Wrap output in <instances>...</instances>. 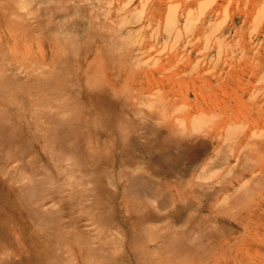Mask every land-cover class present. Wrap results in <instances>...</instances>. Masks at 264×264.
<instances>
[{
    "label": "bare ground",
    "instance_id": "1",
    "mask_svg": "<svg viewBox=\"0 0 264 264\" xmlns=\"http://www.w3.org/2000/svg\"><path fill=\"white\" fill-rule=\"evenodd\" d=\"M92 18L98 28L100 15L93 12ZM107 34L100 37L106 51L119 57V39ZM56 40L59 48L62 40L75 43L70 37ZM1 46L4 61L8 54ZM55 50V65L37 67L43 62L34 58L41 63L33 65L26 53L20 57L32 61L26 67L0 61V234L7 206L36 240L37 261L26 256L22 262L121 264L126 258V264H219L222 256V264H264V163L252 166L250 153L259 140L256 130L235 134L237 125L224 114L217 127L203 124L202 113L173 119L150 109L160 102L118 88L119 64L126 67L125 62L98 64L94 50L97 58L92 61L93 54L82 64L95 62L98 70L85 65L79 71L63 61V49ZM185 159V166L198 164L195 172L170 167ZM182 219L186 223L178 229ZM6 246L0 238V264L7 262Z\"/></svg>",
    "mask_w": 264,
    "mask_h": 264
},
{
    "label": "rangeland",
    "instance_id": "2",
    "mask_svg": "<svg viewBox=\"0 0 264 264\" xmlns=\"http://www.w3.org/2000/svg\"><path fill=\"white\" fill-rule=\"evenodd\" d=\"M4 1L0 0V5H3L0 9V42L4 43L1 48L6 50L7 58H10L5 59V55L4 61H0L7 60L20 65L24 62L20 57L26 55L24 59L31 58L33 63L27 61L33 65L41 63L35 59L43 62L37 67L46 62L55 65L57 61L52 63V58L56 59L59 52L55 49H63L62 56L66 55L63 61H68V67L79 71L84 70L85 65H89L91 70L97 69L96 63L99 64L103 59V62L108 59V62L116 64L125 62L126 67L125 64H119L121 68L117 85L119 89L124 86L120 90L126 91V95L150 102L155 100L157 104L160 102V108L153 106L150 109L165 111L173 119L188 118V121L191 113H202V123L206 126L223 125L218 119L224 114L231 125H237L235 134L256 130L259 140L257 144H252L253 149L250 150L251 165L257 167L264 163V0H21V7H18V0H6L8 7ZM55 6L64 7L52 11ZM9 8L18 17L16 14L11 15ZM93 12L101 17L96 20L98 28L93 24V18L89 19ZM8 16L12 17L10 21L7 20ZM167 16L173 22L170 26H167ZM13 17H17L18 21ZM15 20L20 23L16 24L20 30L14 25ZM6 21L8 23L4 24ZM9 23L11 30L7 31ZM62 24H65L64 27ZM102 24L110 27L103 29ZM26 25L29 27L26 28ZM15 30L18 35L13 34ZM105 33L119 39L121 54L116 52L119 57L113 51H106L107 43L102 38ZM105 35L103 37L107 38L108 34L107 37ZM63 37H70L76 44L62 40L60 46H63L59 48L56 39ZM64 48L69 49L65 52ZM71 49L75 59L71 56ZM87 50L91 52L87 53ZM93 52L97 53L98 59H95L97 57ZM91 59H95L96 63L92 62L91 65ZM87 60L90 61L88 64H82ZM27 61L21 66L26 67L24 64ZM133 62L136 63L133 65ZM68 77L66 82L70 81ZM112 79L116 84V79ZM226 144L231 149L237 147L230 142ZM140 159L143 158L138 156L139 162ZM176 162H170L173 171L183 168L186 175L195 172L198 166L196 163L183 165L186 159L179 162L181 165ZM153 177V180L161 183L168 181L159 176ZM169 180L171 185L177 182L175 178ZM4 209L7 219L3 224L4 235L0 234L8 247L2 255L3 260H7L4 264H25L22 261L26 256L37 261L32 251L35 238L30 236L27 226L9 207L4 206ZM217 218L223 221L221 217ZM185 223V219L180 220L177 228L182 229ZM30 237L33 243L27 242ZM19 243L22 244L20 248ZM9 249L13 252L10 259ZM216 259L222 264V256ZM133 263L136 264L135 261ZM121 264H126V258Z\"/></svg>",
    "mask_w": 264,
    "mask_h": 264
}]
</instances>
